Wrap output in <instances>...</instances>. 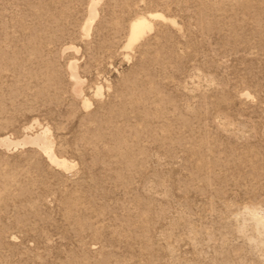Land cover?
<instances>
[{"label":"rangeland","instance_id":"rangeland-1","mask_svg":"<svg viewBox=\"0 0 264 264\" xmlns=\"http://www.w3.org/2000/svg\"><path fill=\"white\" fill-rule=\"evenodd\" d=\"M88 3L0 0V139L76 164L0 145V264H264V0H101L85 37Z\"/></svg>","mask_w":264,"mask_h":264},{"label":"bare ground","instance_id":"bare-ground-1","mask_svg":"<svg viewBox=\"0 0 264 264\" xmlns=\"http://www.w3.org/2000/svg\"><path fill=\"white\" fill-rule=\"evenodd\" d=\"M101 0H89L88 7H87V13L84 21L81 24V30L83 33V36L89 37L92 27L94 25V22L97 19L98 16V4ZM160 20V21H167L168 18L165 17L160 12H150L147 16H137L129 23V31L128 36L126 38L125 48H130L136 41H138L140 38H142L146 32L150 31L152 26L153 20ZM173 25H175L174 20H169ZM74 49L76 52H78V48L74 46H68L65 49ZM68 70H69V76L71 80L73 81L74 87V93L76 95H81V85L84 82V79L81 78V76L78 73L77 70V64L75 60L70 61L68 64ZM96 95L100 96L102 95L101 87L96 86ZM247 96L249 95L247 92L245 93ZM83 97V96H82ZM80 96V98L82 99ZM82 105L84 108H90L92 106L91 101H89L87 98H83ZM30 127H27L26 129H29ZM0 145L3 146L5 149L9 150H16L17 148L25 147V146H31L36 147L39 150L43 152V154L48 158V160L57 166L58 168L68 171L75 167V162L68 160L63 157H58L54 151H53V137L51 130L47 126H42L39 130L35 131L34 133L28 134L25 131V134H23L19 138H13L10 135H6L0 139ZM250 218L253 220L255 226L259 228L260 230L264 231V214L262 211L258 208H250L247 207L246 212Z\"/></svg>","mask_w":264,"mask_h":264}]
</instances>
